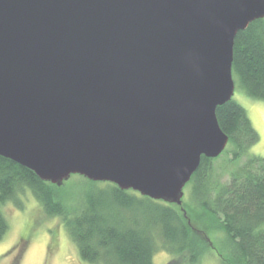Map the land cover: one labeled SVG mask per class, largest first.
Instances as JSON below:
<instances>
[{"label": "water", "instance_id": "95a60500", "mask_svg": "<svg viewBox=\"0 0 264 264\" xmlns=\"http://www.w3.org/2000/svg\"><path fill=\"white\" fill-rule=\"evenodd\" d=\"M264 0H0V156L181 206L228 137L234 38Z\"/></svg>", "mask_w": 264, "mask_h": 264}, {"label": "trees", "instance_id": "16d2710c", "mask_svg": "<svg viewBox=\"0 0 264 264\" xmlns=\"http://www.w3.org/2000/svg\"><path fill=\"white\" fill-rule=\"evenodd\" d=\"M232 77L245 95L264 101V18L236 34ZM215 114L228 137L230 161L241 159L259 140L245 109L231 99ZM213 160L201 157L187 183L192 200L181 207L80 176L57 187L0 156V241L9 229L3 206L12 202L21 208L18 195L28 190L45 215L60 219L88 264H153L158 249L198 264L212 249L207 234L215 229L234 250L225 264H264V158L247 157L224 183L212 178ZM196 207L202 216L193 221L184 216L187 210L195 215Z\"/></svg>", "mask_w": 264, "mask_h": 264}, {"label": "rangeland", "instance_id": "374dc122", "mask_svg": "<svg viewBox=\"0 0 264 264\" xmlns=\"http://www.w3.org/2000/svg\"><path fill=\"white\" fill-rule=\"evenodd\" d=\"M232 99L245 109L259 140L237 161H230V155L227 153L230 144H227L225 150L211 163L212 178L219 183L227 181L229 174L236 170L247 157L264 158V101L249 98L237 85L234 87ZM77 177L72 175L66 183L75 181ZM189 185L186 184L183 189L182 204L188 203L191 199ZM18 201L21 208L12 202L5 204L2 208L9 229L0 241V264H88L80 259L75 244L60 219L45 215L28 190L18 195ZM196 209L195 215L187 210L188 216H186V212L183 211L184 216L190 217L192 221L196 220V215L198 217L203 215L200 208L196 207ZM207 236L212 243V249L208 248L198 264H225L223 261L233 259L234 250L224 232L215 229ZM170 263L188 264L160 249L155 252L153 264Z\"/></svg>", "mask_w": 264, "mask_h": 264}]
</instances>
